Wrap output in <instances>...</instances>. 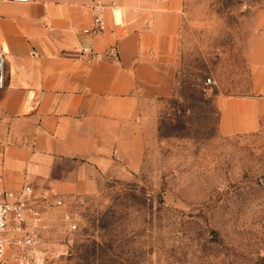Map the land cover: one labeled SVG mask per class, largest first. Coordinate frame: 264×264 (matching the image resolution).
Here are the masks:
<instances>
[{
    "label": "crops",
    "instance_id": "0c3cea01",
    "mask_svg": "<svg viewBox=\"0 0 264 264\" xmlns=\"http://www.w3.org/2000/svg\"><path fill=\"white\" fill-rule=\"evenodd\" d=\"M190 1L0 0V189L90 195L141 169L158 103L174 93ZM97 5L106 27L84 33ZM259 27L254 94L216 101L224 136L264 124V11Z\"/></svg>",
    "mask_w": 264,
    "mask_h": 264
},
{
    "label": "rangeland",
    "instance_id": "374dc122",
    "mask_svg": "<svg viewBox=\"0 0 264 264\" xmlns=\"http://www.w3.org/2000/svg\"><path fill=\"white\" fill-rule=\"evenodd\" d=\"M263 11L264 0L188 3L142 168L69 196L80 229L55 221L46 264H264V124L224 136L216 104L254 94Z\"/></svg>",
    "mask_w": 264,
    "mask_h": 264
},
{
    "label": "built area",
    "instance_id": "2783aa9c",
    "mask_svg": "<svg viewBox=\"0 0 264 264\" xmlns=\"http://www.w3.org/2000/svg\"><path fill=\"white\" fill-rule=\"evenodd\" d=\"M93 11L92 26L84 33L94 35L105 29L106 20L101 6H94ZM5 64V52L0 49V89L4 87ZM55 221L69 234L80 229L81 217L72 206L71 197L49 190L37 191L32 186H24L19 192L0 189V264H46L48 234Z\"/></svg>",
    "mask_w": 264,
    "mask_h": 264
}]
</instances>
